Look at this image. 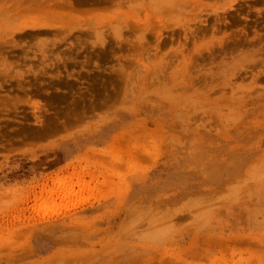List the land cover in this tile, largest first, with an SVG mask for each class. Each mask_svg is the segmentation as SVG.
<instances>
[{"label":"rangeland","instance_id":"obj_1","mask_svg":"<svg viewBox=\"0 0 264 264\" xmlns=\"http://www.w3.org/2000/svg\"><path fill=\"white\" fill-rule=\"evenodd\" d=\"M166 1L0 0V264H264V0Z\"/></svg>","mask_w":264,"mask_h":264},{"label":"bare ground","instance_id":"obj_2","mask_svg":"<svg viewBox=\"0 0 264 264\" xmlns=\"http://www.w3.org/2000/svg\"><path fill=\"white\" fill-rule=\"evenodd\" d=\"M168 2H169V0H167ZM167 1H166V3H167ZM173 3V2H172ZM169 4H170V2H169ZM168 4V5H169ZM174 4V3H173ZM169 6H171V5H169ZM166 11V10H165ZM171 22V21H170ZM97 32V31H96ZM99 32V31H98ZM102 32V31H101ZM99 34V33H98ZM98 36V35H97ZM100 36V35H99Z\"/></svg>","mask_w":264,"mask_h":264}]
</instances>
